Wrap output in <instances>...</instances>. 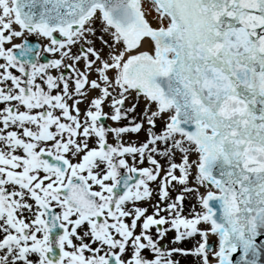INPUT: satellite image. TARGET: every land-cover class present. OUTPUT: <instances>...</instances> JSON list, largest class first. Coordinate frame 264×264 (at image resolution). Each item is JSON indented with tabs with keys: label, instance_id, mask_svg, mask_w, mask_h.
Wrapping results in <instances>:
<instances>
[{
	"label": "snow or ice",
	"instance_id": "snow-or-ice-1",
	"mask_svg": "<svg viewBox=\"0 0 264 264\" xmlns=\"http://www.w3.org/2000/svg\"><path fill=\"white\" fill-rule=\"evenodd\" d=\"M0 264H264V0H0Z\"/></svg>",
	"mask_w": 264,
	"mask_h": 264
}]
</instances>
